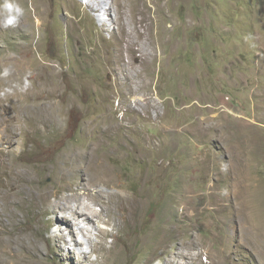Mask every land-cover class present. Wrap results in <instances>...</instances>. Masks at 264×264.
Returning a JSON list of instances; mask_svg holds the SVG:
<instances>
[{
	"label": "rangeland",
	"instance_id": "rangeland-1",
	"mask_svg": "<svg viewBox=\"0 0 264 264\" xmlns=\"http://www.w3.org/2000/svg\"><path fill=\"white\" fill-rule=\"evenodd\" d=\"M14 2L24 15L0 27V191L40 174L13 215L0 200V264H264V0ZM98 134L111 179L91 191L123 210L68 202L97 213L75 219L77 245L40 194L57 157Z\"/></svg>",
	"mask_w": 264,
	"mask_h": 264
},
{
	"label": "bare ground",
	"instance_id": "bare-ground-1",
	"mask_svg": "<svg viewBox=\"0 0 264 264\" xmlns=\"http://www.w3.org/2000/svg\"><path fill=\"white\" fill-rule=\"evenodd\" d=\"M102 8H104L106 11L110 7H108V3H105V5ZM132 51L133 50H130V52ZM17 70H19L20 74L23 75L22 77L27 76V74L29 73L31 74L28 68H26V66L24 65L17 67ZM10 87L12 89L15 88L13 84H11ZM114 124L105 125V127H102V131H108V130L115 129L117 125L114 126ZM54 126L57 129H61L63 127V124L54 123ZM34 127L40 128L41 123L39 122L24 123L23 125L21 124L19 128L17 129L23 134L24 132L31 131ZM95 129L96 127H94L93 124H89L87 126L88 132L94 131ZM1 139L2 138L0 135V140ZM106 140L107 138L105 136L98 134L97 136H95V141L93 142L92 146L91 145L89 146L88 148L89 151L84 150V151H81V153L79 154H75L73 152L74 150L72 148H69L67 149V151H64V153L62 152L63 154L61 153L57 157V161L55 162L53 166V171H51L55 174L56 183H54L51 187L49 186L45 187L43 192L40 194L42 204H43V212L50 213V215L53 217L52 218L53 226H57L58 224L63 223L65 225L72 227L73 229V227L76 226L75 219H82V221H85V220L91 221L97 216V213L94 210H91L89 212L87 209L83 210L79 207L77 208L70 207L67 204L70 201L81 202L83 199L87 198L89 200H92L93 202H98V203L100 202L104 205L102 209H104V211L106 210L110 212L112 214L113 219L119 216L118 208L120 210H123V204H122L123 200L120 196L118 197L115 195H111L106 202V197H104L103 194H101L98 191L97 193L91 191L93 187H96L102 183L104 184L109 183L111 179V174H110L111 168H109V165L107 164V157L106 156L102 157L101 155H97L96 153V151L99 150L97 146L100 143L105 142ZM13 167L15 171L20 170L19 169L20 165H13ZM0 172L3 173V170L0 169ZM39 172L40 171L36 169V167L35 168L26 167V175L23 174L22 172H15L7 180V185L9 187V190H8L9 193L5 195L2 193V191H0V200L5 202V205L7 207V209L6 208L5 209L9 215H13L12 214L13 207L16 204L15 200H17L20 194L26 191V187L28 184L25 183L24 181L30 182L33 188H38V186L34 185V183L37 177L36 175L40 174ZM80 175L83 176L82 182L79 184L77 183L76 187L73 186L74 188L72 190V193L71 194L63 193L64 191L69 190V187L72 185L71 180L75 178L78 179ZM67 210L71 211L72 213L71 217H68L65 215ZM76 230H79L84 233H88V231H86V229H84V227L82 226L76 227ZM72 232L74 233L73 240L76 241L77 245H79L81 242L77 239V237H75L76 235L75 229H73ZM56 236L59 237L58 235ZM88 244L90 248L89 253L96 252L94 248V243L92 244L90 242Z\"/></svg>",
	"mask_w": 264,
	"mask_h": 264
},
{
	"label": "clouds",
	"instance_id": "clouds-1",
	"mask_svg": "<svg viewBox=\"0 0 264 264\" xmlns=\"http://www.w3.org/2000/svg\"><path fill=\"white\" fill-rule=\"evenodd\" d=\"M0 14L4 16V19L0 22V27L7 28L15 26L19 22V19L24 15V9L18 3H15L14 0H3V3L0 4ZM60 227L65 229L67 237L71 239L72 229L66 225H61ZM68 241L70 242V240Z\"/></svg>",
	"mask_w": 264,
	"mask_h": 264
}]
</instances>
